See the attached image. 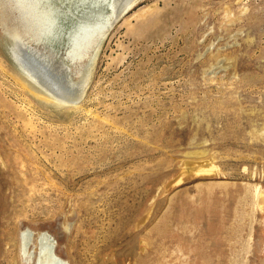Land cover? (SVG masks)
<instances>
[{
	"label": "rangeland",
	"instance_id": "rangeland-1",
	"mask_svg": "<svg viewBox=\"0 0 264 264\" xmlns=\"http://www.w3.org/2000/svg\"><path fill=\"white\" fill-rule=\"evenodd\" d=\"M93 1L0 0V264H264V0Z\"/></svg>",
	"mask_w": 264,
	"mask_h": 264
},
{
	"label": "bare ground",
	"instance_id": "bare-ground-1",
	"mask_svg": "<svg viewBox=\"0 0 264 264\" xmlns=\"http://www.w3.org/2000/svg\"><path fill=\"white\" fill-rule=\"evenodd\" d=\"M99 1L100 0H95L93 2H99ZM106 1H111V0H102V2H106ZM139 1L140 0H112L111 5H112L113 13L110 15V17H108L110 25L114 24L115 22H117V20H120L121 17L125 16L127 12ZM103 26L104 25L101 24V27ZM101 27H99L100 28L99 31H97L96 33L94 32L95 35L93 36L92 39L91 46L96 53L99 51L101 46L100 44L102 43L107 33L106 27L104 26L103 29H101ZM23 53H25L26 61H24V63L22 62V64L26 68V71H28L27 74L30 75L33 81H35L40 86L38 88V86L36 85L37 86L36 88H38L37 89L38 91L43 93L42 96H45V98L49 100H53L60 105H69L72 107L73 106L76 107L78 105V103L82 100V97H84L85 86H86L85 84H87L86 82L88 80V76L90 75H88L87 79L85 78V81H83L80 85L74 83L68 85L69 86L68 88L69 89L71 88L70 91H66L64 89L65 87H61L63 84L60 85L59 82L57 83V87H53L51 84L47 82L49 80V75L46 76L47 72L44 69V66L38 63L39 61H41L44 62L43 63L44 65H46L51 63L50 61L51 59H47L42 54L37 52L32 53V51L25 50ZM83 56L84 55L82 54L77 58H82ZM37 67L39 69H37ZM41 71L42 74L40 73ZM21 234H22V242H21V246L19 247L22 253L23 260L25 261L27 260L28 262H31L33 264H71L69 261L65 259L62 258L60 259V256L56 252L55 243L48 234L46 233L39 234L38 244H37L38 253L36 256L35 253L31 252L32 248H35L33 246H34V240L36 239L35 238L36 233L34 234L32 230L27 229L24 232L22 231ZM34 252H36V249H34Z\"/></svg>",
	"mask_w": 264,
	"mask_h": 264
}]
</instances>
